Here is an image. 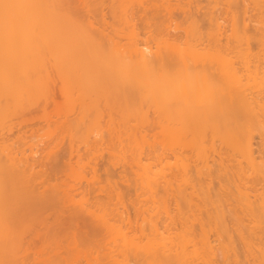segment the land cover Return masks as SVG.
Instances as JSON below:
<instances>
[{"label":"bare ground","instance_id":"6f19581e","mask_svg":"<svg viewBox=\"0 0 264 264\" xmlns=\"http://www.w3.org/2000/svg\"><path fill=\"white\" fill-rule=\"evenodd\" d=\"M97 2L0 0V264L63 263L73 216L77 228L81 216L100 232L110 264H124L118 248L143 254L144 264H216L217 252L236 264L224 210L203 217L200 201L213 173L223 196L233 189L238 208L264 216V197L245 186L264 174V124L260 150L253 144L264 120V25L253 46L235 20L224 44L218 22L206 43L194 26L181 41L169 38L178 25L166 15L187 2L109 0V23L91 18ZM135 18L153 31L142 38ZM108 85L124 107L117 119L99 108L96 92ZM62 148L50 175L42 167ZM104 151L110 166L128 165L118 180L133 186L134 228L118 182L107 175L101 184L93 168ZM191 173L203 182L197 188ZM160 182L167 195L158 201ZM83 183L89 193L74 192ZM237 207L226 208L235 224ZM236 231L264 264V248Z\"/></svg>","mask_w":264,"mask_h":264},{"label":"rangeland","instance_id":"374dc122","mask_svg":"<svg viewBox=\"0 0 264 264\" xmlns=\"http://www.w3.org/2000/svg\"><path fill=\"white\" fill-rule=\"evenodd\" d=\"M172 3L178 2L181 6L183 3L187 2L188 5L184 6L183 9L180 7H175L171 11L170 14L166 15V18H170L173 23L178 25L177 30L170 29L169 38H173L176 40H184V30L190 26H194L199 34V42L206 43V34L210 30V25L214 22H218L221 25V31L223 35H221L222 44L225 43V38L230 34L231 23L232 20H235L237 24L243 26L245 33L250 37V45L254 44V36L258 32V28L264 25V7H260L256 5L254 0H171ZM101 9H95L91 12L93 13L92 19L98 21L100 23L101 16H104V20L106 22L111 21V3L109 0H98L97 2ZM182 7V6H181ZM184 10V12L182 11ZM80 14V13H79ZM84 14V13H83ZM90 14V13H89ZM163 13H154V15L161 17ZM81 15V14H80ZM245 20V21H244ZM96 21V22H97ZM263 22V24L260 23ZM134 22L136 23L137 30L141 32V37H146L148 34H144L147 31L152 32L153 27H146L143 25L141 19L135 18ZM261 25V26H260ZM260 26V27H258ZM197 69H202L198 67ZM264 86V85H263ZM99 98V108L102 112V115L107 116L110 115L114 118H119L122 112V100L117 97L118 90L108 85L105 90H98L96 92ZM260 95H264V87L260 91ZM49 112L53 113L52 106L48 109ZM261 118V117H260ZM258 119V118H257ZM259 120V119H258ZM256 121L257 124L256 129L253 132V144L254 149L257 151L260 147V142L262 141V137L259 131L261 124H264V120ZM40 124L38 121H34L30 127L37 128ZM264 137V136H263ZM45 142H40L37 146L38 148L42 147ZM64 147L67 148V141L64 142ZM103 147H107L109 143L106 141L103 142ZM260 150V149H259ZM63 148L60 149L56 155L51 160H48L44 163L42 167L46 172L52 175L50 171L51 166L55 163V159L60 157L63 153ZM94 170L98 177V180L101 184L104 183L105 177L107 175L111 176L115 181L118 182V189L121 192L124 200V208L127 212L126 216H128L132 228L135 227L134 224V210L132 206V201L134 200V191L131 183L125 182L122 183L118 180L119 175H127L128 176V165L125 164L123 166L112 167L109 165L106 153L102 155H98L93 161ZM212 169H214L212 167ZM191 178L193 182L196 184L195 188L198 187L199 183H203L198 176L194 173H191ZM129 177V176H128ZM220 179L215 174H210L209 180L204 182L203 184L207 186V200L200 201L202 205V216L204 217V213L213 212L216 207H220L224 210L225 216V224L227 231L223 235V239L225 241L230 240L231 242V255L236 264H254L253 263V254L251 255L248 252L247 247L243 246L242 240L238 237L239 232L237 233V227L240 229L241 234L244 237L249 239V244H253V246H259L264 248V216L262 213V209H255L253 211H246L244 209H240L236 206L235 202V193L234 190L231 189L230 192L226 196L222 195V190L219 189ZM245 186L247 187V192L251 195L257 194L258 196L264 197V174L261 173L259 176H255L251 181L246 182ZM88 186L83 183L81 187H79L74 192H83L89 193ZM167 195V191L165 190V185L160 182L156 187H154V198L156 200H162ZM79 198V196L77 197ZM254 199V198H253ZM95 199H91L94 201ZM173 197L168 196L167 202L171 204L173 207L172 201ZM224 201L231 203L229 206H225ZM224 204V205H223ZM237 216L239 217L238 223L235 224L232 220L231 214L226 210V208L235 209ZM174 214V212H172ZM68 217V216H67ZM74 217V216H73ZM72 217V218H73ZM76 217V216H75ZM70 217L69 219H65V235L67 236V240L69 241L72 238L71 235L74 236V247H68L65 250L64 257L65 261L61 264H88V261L92 262V258L97 256V262L94 261V264H110L108 259V255L104 247L101 245L102 243H97L100 238V232L93 229L92 226L88 223L84 217L78 216V220H80L79 225L83 222L82 225L77 228V225L74 226V220ZM83 221V222H81ZM85 226V227H84ZM63 227V228H64ZM76 227V228H75ZM173 228V226H170ZM197 227V226H196ZM236 229V230H235ZM174 230V229H173ZM99 232V233H98ZM117 255V260L124 264H144V255L141 253H133L131 251H122L120 248L115 250V254ZM114 254V253H113ZM232 258V257H231ZM216 264H223L222 257L219 252L215 256ZM171 264V263H169Z\"/></svg>","mask_w":264,"mask_h":264}]
</instances>
